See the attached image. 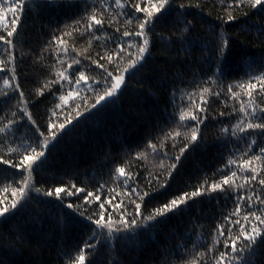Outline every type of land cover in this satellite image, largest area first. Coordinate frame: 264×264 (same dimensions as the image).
<instances>
[{"label":"snow or ice","instance_id":"snow-or-ice-1","mask_svg":"<svg viewBox=\"0 0 264 264\" xmlns=\"http://www.w3.org/2000/svg\"><path fill=\"white\" fill-rule=\"evenodd\" d=\"M51 3L52 0H49V6ZM221 6L224 14L217 17L220 23L209 29L217 49L214 53L216 71L207 80L198 82L201 93L199 104L192 100L193 94H189L187 102L192 110H184V100L176 104L178 90L174 88L173 115L165 125L170 131L164 132L163 127L158 126V135L163 136L159 146L153 138H148L143 151H138L134 157L129 154L122 166H116L114 173H109L114 183L123 187L121 192L109 189L115 195L104 199V183H100L96 192H93L86 187H78L74 182L70 186H57L43 191L35 183L29 182L32 174L47 159L48 151L59 138L58 132L63 134L67 130L66 124H71L67 116L60 123L50 119L45 133L30 109L35 107L40 98L45 97L46 92L52 96L59 92V103H54L52 111L56 120L59 117L55 109L64 111L71 108L72 104H76L75 116L81 117V104L85 111L91 113L98 106L107 107L115 103L127 87V80L141 75L142 70H148L151 50L157 40L172 50H175L173 45H178V51L185 52L197 45V18L188 10L203 6L199 2L186 4L183 0L178 4L175 0H91V4L85 0L78 18L71 25H65L68 30H61L60 35L53 34L48 42L59 64V68L53 66L54 78L38 87L34 94L26 95L18 76V64L22 61H18L16 56V37L20 34L25 13L30 8V0H2L0 46L3 51L0 52V76L3 80L0 85V112L3 115H0V168L4 175L0 177V182L12 186V197L10 201L0 198V223L21 214L32 199L33 191L37 196L54 197L61 206H65V197L79 200L80 194L86 192L83 208L72 202H68L66 208L79 214L94 227H91V235L83 246L72 252H64L63 258L64 264H94L102 245H110L117 239L126 238L128 234L136 235L138 229L153 227L197 198L207 196L209 200H218L223 197L225 200L232 199L233 209L221 215V222L214 229L212 245L204 251H196L188 264H208L209 261L211 264H257L258 257L264 253V59L258 74H249L246 82L228 84L226 92L222 78L223 59L230 47V37L225 35L226 26L239 22L241 17L248 18L257 13L264 17V0H221ZM189 15H192L191 19H188ZM165 25H170L174 38L164 35ZM109 29L113 31L109 33ZM217 29H220L219 33ZM256 32L258 36L264 37V25L257 27ZM66 37H72L73 44L87 37L88 48L84 52H88L93 43H98L103 51H97L95 57L84 55L76 51L75 47L70 51ZM211 46L205 44V47ZM72 52H75V56ZM209 84L219 90L201 86ZM81 91L92 94L95 102L92 103L89 97H81ZM213 95L217 98L224 95L226 99L239 101L238 109L233 107L230 112L219 113L220 117H226L229 121L235 120L230 126L225 125L220 129L221 144L226 147L230 145V158L213 174L220 178L211 183L205 180L191 192H182L151 211H146V198L150 197V193L140 187V173L133 169V164L147 161L148 150L151 149L153 158L160 159L159 169L167 174L164 183L159 184V190H166L182 157L190 146L202 139ZM212 119L216 120V117ZM21 129L25 130V134L20 135ZM176 129H187L183 134L186 142L179 148L175 162L166 166L164 160L172 158L164 142L171 138L172 147H176L175 142L182 135ZM240 142H243L242 150ZM238 151L239 158L236 156ZM10 170H15L11 176L8 175ZM17 176L20 179H16ZM146 179L149 186L153 179L159 183L158 177L149 176ZM4 191L7 192V187ZM120 196L124 199L118 200ZM97 203L98 211H92ZM41 239L39 235L33 236L22 228L17 229L16 243L32 246L35 241L38 248ZM221 243L223 250L217 248ZM0 264L4 262L0 261Z\"/></svg>","mask_w":264,"mask_h":264},{"label":"trees","instance_id":"trees-1","mask_svg":"<svg viewBox=\"0 0 264 264\" xmlns=\"http://www.w3.org/2000/svg\"><path fill=\"white\" fill-rule=\"evenodd\" d=\"M84 2L85 0H52L49 6V0H30V8L25 13L20 34L16 37V56L18 61H22L18 64V76L26 95L34 94L48 79L54 78L53 66L59 68V64L56 63L55 51L48 42L53 34L60 35L61 30H68L65 25H71L78 18ZM175 2L178 4L181 0ZM183 2H199L203 6L188 10L197 18V45L185 52L178 51V45H173L175 50H172L167 44L157 40L151 50L148 70H142L141 75L129 78L127 87L115 103L107 107L98 106L91 113L85 111L81 104V117L75 116L76 104H72L71 108L64 111L55 109L56 116L59 117L56 120L52 111L54 103H59V92L56 96L46 92L45 97L40 98L35 107L30 109L45 133L50 119L60 123L67 116L71 120V124H66L67 130L63 134L58 132V140L48 151L47 159L32 174L30 183H35L43 191L57 186H70L74 182L78 187H86L93 192H96L100 183H104L102 195L107 199L115 195V192H121L123 187L116 185L109 173H114L116 166H122L129 154L134 157L138 151H143L148 138H153L159 146L163 139L162 135H158L159 127H163L164 132L170 131L165 125L173 115V89L178 90L176 104L179 105L181 100L185 101L184 110H192L187 102L189 94H193L192 100L199 104L201 93L198 82L207 80L216 71L214 53L217 49L209 29L220 23L217 17L224 12L221 0ZM87 3L91 4V0H87ZM32 4L35 7H31ZM260 25H264V17L257 13L248 18L241 17L239 22L226 26L225 35L230 37V47L223 59L222 83L225 92L228 84L246 82L249 74H258L261 70L264 37L258 36L256 32ZM249 26L252 27L249 29ZM112 31L113 29H109V33ZM163 32L166 37L174 38L170 25H165ZM66 39L69 40L70 51L75 47L76 51L93 57L97 51H103L98 43H93L92 48L84 52L88 48L87 37L75 44L72 43V37ZM206 43L211 44V48L205 47ZM2 51L0 46V52ZM72 55L75 56V52ZM2 80L3 77L0 76V85ZM201 86L219 90L210 84ZM80 96L89 97L92 103L95 102L94 96L88 92L81 91ZM233 107L238 109L239 101L226 99L224 95L219 98L215 95L211 97L202 139L190 146L182 157L166 190H159V184L164 183L167 174L159 169L160 159L153 158L151 149L148 150L147 161H142L139 165L133 164V169L140 173V187L150 193V197L146 198V211H151L182 192H191L205 180L211 183L220 178L213 174L230 158V145L226 147L221 144L220 129L225 125L230 126L235 120L229 121L226 117H220L219 113L230 112ZM0 115L3 113L0 112ZM176 115L178 117V111ZM176 130L182 133L175 142L176 147H172L171 138L164 142L168 155L172 158L164 160L166 166L175 162L179 148L186 142L183 134L187 129ZM23 134L25 130L21 129L20 135ZM240 143L242 150L243 142ZM160 150L164 151L163 148ZM236 156L240 157L239 151ZM13 171L15 170H10L8 175L11 176ZM3 175V169L0 168V177ZM149 176L158 177L159 183L153 179L149 186L146 179ZM16 179L20 177L17 176ZM5 187L7 192L4 191ZM109 189H115V192H109ZM84 195L86 192L80 194L79 200L65 197V206H61L54 197L37 196L33 191L32 199L21 214L0 223V261L4 264H64L63 253L82 247L91 235V227H94L79 214L66 208L68 202L80 204L83 208ZM11 197L12 186L0 182V198L10 201ZM233 207L232 199L220 197L218 200H209L207 196L197 198L195 202L190 201L188 206L169 214L153 227L138 229L136 235L128 234L126 238L117 239L110 245H102L94 264H188L196 251H204L212 245L216 224L221 222V215H226ZM92 211H98V203ZM18 228L33 236H41L39 247L36 248L35 241L32 246L16 243ZM217 248L223 250L222 243ZM257 264H264V253L258 257Z\"/></svg>","mask_w":264,"mask_h":264}]
</instances>
